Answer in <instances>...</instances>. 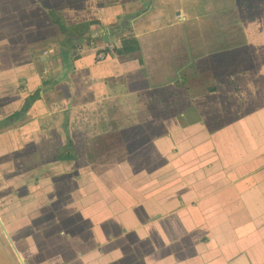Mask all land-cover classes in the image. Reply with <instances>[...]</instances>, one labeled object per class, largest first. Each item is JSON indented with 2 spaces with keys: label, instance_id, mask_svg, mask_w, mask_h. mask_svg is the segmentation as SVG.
Returning a JSON list of instances; mask_svg holds the SVG:
<instances>
[{
  "label": "crops",
  "instance_id": "obj_1",
  "mask_svg": "<svg viewBox=\"0 0 264 264\" xmlns=\"http://www.w3.org/2000/svg\"><path fill=\"white\" fill-rule=\"evenodd\" d=\"M10 117L0 264H264V0H0Z\"/></svg>",
  "mask_w": 264,
  "mask_h": 264
},
{
  "label": "rangeland",
  "instance_id": "obj_2",
  "mask_svg": "<svg viewBox=\"0 0 264 264\" xmlns=\"http://www.w3.org/2000/svg\"><path fill=\"white\" fill-rule=\"evenodd\" d=\"M23 1H25V3H27L28 2V0H23ZM29 4H31V2H29ZM29 4H22L23 5V7L25 6V5H27V7H28V5ZM36 7V5H33L32 7H31V10H29L30 11V13H32V15H36V16H41V13H39V12H34V11H39L38 10V8L37 9H34ZM46 33H47V31H46ZM21 89H23V87H20ZM19 88V89H20ZM15 92V94H7V95H5L3 98V100H5V98H6V101H9V99H11L12 97L11 96H17V93H18V91L17 90H14L13 91V93ZM11 95V96H10ZM3 103V102H2ZM15 110V109H14ZM24 110V109H23ZM21 113V112H20ZM13 117V116H12ZM14 117L16 118V119H18L19 118V116H15L14 115ZM10 120L11 121H13V119L10 117V118H8V120H7V123H8V125L7 126H5V129L4 130H0V132L2 133V132H10V131H12V127L14 126V122H16V121H13L12 122V124L10 123Z\"/></svg>",
  "mask_w": 264,
  "mask_h": 264
},
{
  "label": "trees",
  "instance_id": "obj_3",
  "mask_svg": "<svg viewBox=\"0 0 264 264\" xmlns=\"http://www.w3.org/2000/svg\"><path fill=\"white\" fill-rule=\"evenodd\" d=\"M28 103H29V102H28ZM28 103H27V104H28Z\"/></svg>",
  "mask_w": 264,
  "mask_h": 264
}]
</instances>
